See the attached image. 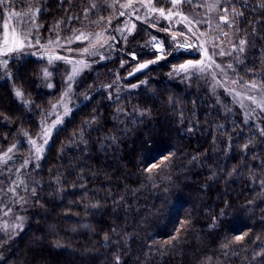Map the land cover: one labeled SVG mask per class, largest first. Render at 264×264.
I'll return each instance as SVG.
<instances>
[{
	"label": "trees",
	"instance_id": "16d2710c",
	"mask_svg": "<svg viewBox=\"0 0 264 264\" xmlns=\"http://www.w3.org/2000/svg\"><path fill=\"white\" fill-rule=\"evenodd\" d=\"M8 3L3 12L36 10L44 37L59 24L105 28L111 16V0ZM235 7L246 43L230 59L233 75L264 87V0H235ZM152 35L164 43L162 58L149 48ZM175 50L168 34L138 24L111 58L75 79L77 104L61 130L14 176L29 199L24 226L0 236V264H117V257L119 264H264V119L246 124L203 83L176 75L199 56ZM51 83L41 60L9 61L0 74V153L16 144L26 157V140L39 135L61 97L58 73ZM6 185L0 179L2 193Z\"/></svg>",
	"mask_w": 264,
	"mask_h": 264
},
{
	"label": "rangeland",
	"instance_id": "374dc122",
	"mask_svg": "<svg viewBox=\"0 0 264 264\" xmlns=\"http://www.w3.org/2000/svg\"><path fill=\"white\" fill-rule=\"evenodd\" d=\"M214 2L215 0H194L192 4L181 3L173 6L171 0H151V4L149 0H111V16L106 20L107 27L68 31L67 26L64 27L59 24L53 31V34L47 37H44L40 33L39 26L36 24V10L24 14H20L22 12L7 10L8 15H5L4 22L7 21L9 28L5 30L2 25V33H0V61L8 60L9 63L12 58L20 56H31L39 59L43 62V76L47 84L46 87L48 89L52 87L51 78L55 73H58L63 84V90L60 99L46 114L39 135L34 139L29 138L26 140V143L30 145V150L26 157L20 158L16 152L18 148L16 144L15 148L13 146L10 147L13 148L12 152H9L10 148H8L6 151L0 153V179L4 178L7 184L6 190L3 193V189L0 191V236L3 234L4 236L11 237L24 226V211L29 198L25 194L20 193L23 190V187H21L22 183L16 180L14 176H17V172L19 171L25 172V167H22L25 160L30 161V158L37 159V155H40L41 151H43L46 146L43 144V139L45 138L42 135L43 131L45 129L51 130L57 118H60L62 123L76 106L77 102L74 100L73 87L75 79L93 62H104L108 58H111L116 50L117 43L120 42L125 45L127 40L136 31L138 24L148 26L157 32L168 34L172 46L176 49V54L198 55L199 57L193 62L202 61L204 65L208 66L203 74L199 72L185 73L179 68H177L175 74L182 75L185 79L194 78L198 82L203 83L217 105L224 109L227 107L235 115L236 113L239 114L244 121L247 110L249 108L255 109V111L248 112V123L246 124L259 126L260 119H264V112L261 111L264 108V87L255 82L233 83V81L239 80L233 75L234 63L230 59H237L242 53L239 50L232 51V44L237 43L238 39L242 38L237 33L235 27L238 16H236L233 28L229 29L225 27L223 29V31L229 33V38L223 41L222 47L232 54L219 55L220 48H213L212 37L208 35L211 29L206 24L199 26L198 33L202 31L204 34L198 35L197 39L193 38L191 33H188L181 15H169V11L172 10L175 13H183V15L190 18L207 19L213 16L217 10H209L206 5ZM150 7H154L156 11L149 12L148 9ZM133 8H138L139 12H134ZM159 9H164V16L160 15ZM232 11L239 13L235 7V3L231 6L230 12ZM121 12H124L125 15H120ZM25 21H27L26 24ZM212 23L215 25L216 21L213 19ZM13 30H15V35L20 40L27 39L31 42L30 45L23 47V55H21L20 51L8 53L7 55L2 54L5 51V39L9 41L8 47H13ZM5 31H7V37H5ZM21 32L24 35L21 36ZM80 33H84L85 35L79 40L75 39V36L80 35ZM181 33H186V35H181ZM113 36L116 37L115 41L111 39ZM66 38H72L71 42H67ZM105 41H108V44H105ZM148 42L151 52H154L157 58H162L166 52L162 39L157 35H152ZM101 45L104 46L101 47ZM15 47L20 48V45L17 44ZM85 48H96L100 54H103L105 59L100 60L99 55L89 56L83 51ZM214 51L216 54H213ZM28 53H32V55ZM133 55L135 56L132 53L130 57L136 60V57L133 58ZM50 60L51 62H49ZM69 61L73 63H69ZM76 61H83L88 66L83 67L80 64H76ZM210 61L212 62L211 64ZM215 65H220V68H216ZM6 67L0 66V74L4 75L6 73ZM74 67L77 69L82 68V70L71 81V89L69 90L68 77L73 74ZM45 71L48 73L47 76L44 75ZM213 73L215 74V79L213 78ZM253 84L255 88H246V85ZM31 140L36 141V144L31 145ZM37 147L40 148L38 154L36 153ZM16 185H19V187H16ZM10 188H15V193L9 191Z\"/></svg>",
	"mask_w": 264,
	"mask_h": 264
},
{
	"label": "snow or ice",
	"instance_id": "6c2138e0",
	"mask_svg": "<svg viewBox=\"0 0 264 264\" xmlns=\"http://www.w3.org/2000/svg\"><path fill=\"white\" fill-rule=\"evenodd\" d=\"M149 3L151 4V0H149ZM181 3H189V4H192L194 3V0H171V4L173 6H177ZM235 3V0H215L214 3L212 4H208L206 5V7L209 9V10H217L214 12V15L207 18V19H196L195 17H189V16H186V15H183V13H175L174 11L170 10L169 11V15H175V14H178V15H181L183 17V21L185 23V27L188 29V33H191L193 38H197L198 39V35H203L204 33L202 31H198L199 30V26L201 24H206L208 26L209 29H211V31L208 33V35H210L212 37V40H213V48L215 49L216 47H219L220 48V51H219V55H231L232 53L231 52H228L224 49V47H222V43L223 41L225 40H228L229 38V33L228 32H225L223 31V29L225 27L231 29L233 28L234 24H235V19H236V16H239V15H243V13H236L234 11L230 12V9H231V6L232 4ZM9 7V3H8V0H0V15H8L7 12H3L2 10L4 9H7ZM141 7H143V5H141ZM133 11L134 12H139V9L138 8H133ZM148 11H156V9H154V7H150L148 9ZM160 12V15L161 16H164L165 15V12H164V9H159L158 10ZM39 12V9H37V13ZM87 12L88 10L86 9L85 10V15H87ZM120 15H125L124 12H121ZM70 19H74L73 17H70ZM103 19V18H101ZM215 20L216 23L215 25H213L212 23V20ZM27 23V21H25V24ZM110 23V21H109ZM3 28L5 30H7L9 28V25L7 23V21L4 22L3 24ZM13 33H14V39L12 41L13 43V47H8V43L9 41L7 39H5L4 41V49L5 51L2 53L4 55H7L8 53H14L16 51H20L21 55H23V47L25 45H30V41L27 40V39H24V40H20L18 36L15 35V30H13ZM20 35H24L23 32L20 33ZM85 34L84 33H80V35L78 36H75V39L79 40L82 36H84ZM181 35H186V33H181ZM5 37H7V31H5ZM67 39V42H71V39L72 38H66ZM111 39L113 41L116 40V37H111ZM38 43V41H37ZM105 44H108V41H105L104 42ZM246 43V40L243 39V38H240L238 39V42L237 43H233L232 44V51H243L244 48V44ZM20 45V48H17L15 47V45ZM104 45H101V47H103ZM111 46V45H109ZM85 53H87L89 56H97L99 55V59L100 60H103L105 59V57L103 56V54H100L98 52V50L96 48H85L83 50ZM29 55H32V53H28ZM213 54H216L215 51L213 52ZM133 58H135V56L133 55ZM51 62V60L49 61ZM8 63V60H4V61H0V66H4L6 67ZM69 63H73L72 61H69ZM76 64H80L82 65L83 67H87L88 65L85 64L83 61H76L75 62ZM151 63H155V61H149L145 64H141L139 66V68L137 69V71H139L140 69H143V68H147L148 67V64H151ZM212 62L210 61V64ZM207 67L206 65H204V63L202 61H197V62H193V61H187L185 64H181L179 66L180 70L185 72V73H188V72H199L201 74H203L206 70H207ZM216 68H220V65H215ZM229 67H231V65H229ZM82 70V68L80 69H77V68H73V74L70 75L68 77V81H69V90L71 89V81H73L75 79V76L78 74V72ZM221 71H223V69H221ZM45 76L48 75V73L45 71L44 73ZM130 75H132L130 73ZM213 78L215 79V74L213 73ZM233 83H244L243 81H233ZM106 87L108 88H111L113 87V85H107ZM133 88L137 87V85H133L132 86ZM246 88H255V85H246ZM15 95L17 97L21 96L22 93L17 91L15 93ZM67 95V93H66ZM87 98V97H86ZM250 99H252L250 97ZM243 107V105H242ZM252 111H255V109H251L249 108L245 114V121L244 123H248V112H252ZM262 112H264V108L261 109ZM94 119V118H93ZM61 121H60V118H57L56 120V123L52 125L51 127V130H48V129H45L43 131V137H45L43 139V144L44 145H47L48 144V139L51 137L52 134L60 131V125ZM88 121L85 122V127H87L88 125ZM83 130H81L82 132ZM260 135L261 137H264V129H261L260 130ZM30 144L31 145H35L36 144V141L34 140H31L30 141ZM13 148H15V145H13ZM13 148H10L8 151L9 152H12L13 151ZM244 148L247 149L248 148V145H244ZM40 152V148L37 147L36 148V153L38 154ZM7 155V154H6ZM37 158L39 159V155H37ZM165 159H167V157H165ZM195 159V157H194ZM30 163V161L28 160H25L24 161V164L22 165L25 166V165H28ZM156 167L155 164L151 165V167L149 168H146L145 171H149L151 172L152 168ZM16 187H19V185H16ZM9 191H12L13 193H15V188H10ZM32 192L33 194H35V188L32 189ZM244 235H247L246 233ZM244 235H237L235 237V240L236 241H242L243 238H244ZM107 239V237H105ZM117 264H119V258L117 257Z\"/></svg>",
	"mask_w": 264,
	"mask_h": 264
},
{
	"label": "water",
	"instance_id": "95a60500",
	"mask_svg": "<svg viewBox=\"0 0 264 264\" xmlns=\"http://www.w3.org/2000/svg\"><path fill=\"white\" fill-rule=\"evenodd\" d=\"M143 64H145V63H143ZM140 65L141 64L137 65V67L131 72L132 75H130V76H133L135 74L141 73V72H143L144 70H146L148 68V67L147 68H143V69H140L139 71H137V69L139 68ZM148 66H149V64H148Z\"/></svg>",
	"mask_w": 264,
	"mask_h": 264
}]
</instances>
